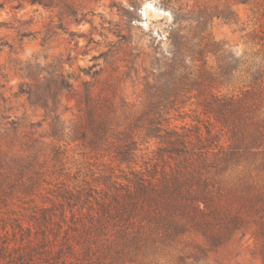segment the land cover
<instances>
[{"label": "trees", "instance_id": "obj_1", "mask_svg": "<svg viewBox=\"0 0 264 264\" xmlns=\"http://www.w3.org/2000/svg\"><path fill=\"white\" fill-rule=\"evenodd\" d=\"M237 3L264 0H232V5ZM235 16L231 6L221 12L213 9V14H179L177 21L190 24L169 34L168 53L157 68L146 72L139 110L118 88L97 91L89 82L83 84L85 93L77 99L70 127L48 102L41 105L46 114H54L53 140L79 141L89 154L110 156L122 173L118 177L111 171L106 177L108 190L102 201L96 199L98 209H91L85 221L83 214H71L80 225L65 230L57 245L44 236L48 258L57 264H147L189 229L211 232L206 237L215 242L214 219L236 207L235 201L242 209L259 210L252 200L264 198V59L235 56L207 29L211 17L236 23ZM58 76L59 87L72 88L64 72ZM192 99L203 114L215 118L220 132L215 133L212 124L203 131L201 120L194 127L175 124L187 116L184 109ZM152 141L157 142L155 149ZM25 146L27 155L0 143V221L14 220L22 228V210H31L36 221H46L58 203L89 201L97 191L65 186L55 195L49 188L53 181L45 180L34 151L36 140ZM59 155L56 150L53 161ZM38 198L52 207L39 204ZM234 218L235 224L243 220L241 215ZM5 237L0 232L2 252L9 247Z\"/></svg>", "mask_w": 264, "mask_h": 264}, {"label": "rangeland", "instance_id": "obj_2", "mask_svg": "<svg viewBox=\"0 0 264 264\" xmlns=\"http://www.w3.org/2000/svg\"><path fill=\"white\" fill-rule=\"evenodd\" d=\"M32 1L0 0V143L11 146L13 153H20L27 150L26 143L36 140L34 151L42 163L45 180L53 181L49 188L55 195L65 186L95 187L97 191L89 201L59 205L58 200L52 212L46 214V221H36L31 210L18 214L22 228L14 220H1L0 232L6 236L3 242L9 247L6 252L0 250V264H57L45 253L44 236H50L51 244L57 245L66 235L65 230L72 232L80 225L72 221L71 214L77 217L83 214L85 221L86 214L91 209L96 212L97 202L104 198L110 172L114 171L118 177L122 175L110 156L89 154L79 141L71 143L70 138L53 140L54 114H46L41 105L48 102L50 110H56L70 127L77 113V99L85 93L83 84L89 82L97 91L107 90L110 85L118 88L137 110L141 109L146 72L157 68L168 53L169 34L190 24L177 21L179 14L184 17L188 12L195 16L200 11L213 14V9L221 12L231 6L236 23L211 17L207 22L208 32L239 58L264 59V3L39 0L41 4H32ZM213 61L210 57L212 64ZM60 72L65 73L72 88L59 87ZM184 110L187 116L178 118L175 124L194 127L201 120L199 126L203 131L212 124L214 132H220V124L213 116L202 113L197 99H192ZM150 146L155 149L157 142L152 141ZM56 150L61 155L58 161H53ZM252 201L259 210L250 206L242 209L235 201L236 207L214 219L215 242L207 238L211 232L189 229L180 240L168 244L146 263L264 264V198ZM37 202L52 207L49 201L38 198ZM237 215L243 219L239 224L234 223ZM37 216L42 218L41 213ZM56 250L57 247L52 256Z\"/></svg>", "mask_w": 264, "mask_h": 264}]
</instances>
